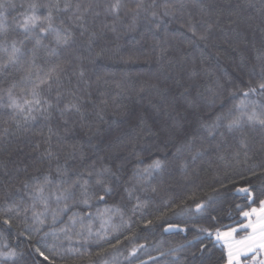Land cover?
Here are the masks:
<instances>
[{
    "label": "trees",
    "instance_id": "trees-1",
    "mask_svg": "<svg viewBox=\"0 0 264 264\" xmlns=\"http://www.w3.org/2000/svg\"><path fill=\"white\" fill-rule=\"evenodd\" d=\"M6 2V39L24 42L22 63L31 59L35 34L25 39L15 19L30 4L41 5V14L51 11L54 25L68 29L71 40L57 46L46 36L36 53L39 68L60 65L61 70L58 84L54 80L50 89L41 87V99L51 107L48 113L34 112V121L25 123L23 115L8 106L7 90L14 82L13 94L21 102L31 99L30 85L19 83L22 66L0 72V208L5 207L6 194L31 204L24 183L45 175L54 188L58 179L87 177L94 165L111 168L120 179L111 178L113 192L103 202L94 198L91 207L75 204L55 224L49 212L39 232L32 226L31 210L27 223L23 214L4 212L0 253L14 251L16 256H0V264H224L226 253L214 233L240 223L241 210L264 200V129L245 126L246 149L240 148L239 133L221 141L219 134L213 139L195 130L201 120L234 109L250 88L257 91L246 102L264 105L259 89L264 82L262 61L257 59L264 52V0H119L117 13L110 11L117 0ZM180 3L186 5L183 15L164 16ZM65 4H70L66 11ZM189 16L198 31L212 26L207 47L205 42H198V48L187 45L173 36L177 30L186 32L181 23ZM159 20L167 22V39L163 26L155 27ZM4 40L0 35V42ZM53 48L55 54L49 55ZM161 49L167 51L162 54ZM6 59L0 51V61ZM71 103L79 112L61 114ZM193 135L191 147L177 152ZM155 159L165 161L163 170L138 184L134 171ZM58 169L67 176L61 177ZM133 187L129 198L124 189ZM244 187L252 193L251 200L237 192ZM137 196L145 204L133 211ZM196 203H204V209L197 212ZM106 206L120 209L110 221L115 231L104 224L107 217L96 215ZM55 207L50 202V208ZM36 210L43 211L42 205ZM73 213L84 216L83 227L78 223L70 232H59ZM4 218L11 220V227ZM89 226L92 236L85 243ZM105 229L108 235L100 240L97 233ZM180 245L183 250L172 255Z\"/></svg>",
    "mask_w": 264,
    "mask_h": 264
},
{
    "label": "snow or ice",
    "instance_id": "snow-or-ice-1",
    "mask_svg": "<svg viewBox=\"0 0 264 264\" xmlns=\"http://www.w3.org/2000/svg\"><path fill=\"white\" fill-rule=\"evenodd\" d=\"M9 4L6 0H0V35H5V40L0 42V51H3L7 54V59L0 61V72L6 71L10 66H15L20 64L23 68L24 74L21 76L19 83L29 84L30 88L28 89V95L31 96V99H23L22 102L13 94V89L17 86V82H14L9 89L7 90V96L9 99V107L13 109L14 113H19L23 115L24 122L27 123L29 120H35L36 116L33 115L34 112L48 113V109L51 107V104L47 100L41 99V87L43 85H48L49 89L51 88L52 82L55 80L57 84L59 83V72L60 65H53L47 70L39 68L35 64V57L38 49L44 47L42 41L46 36H51L55 45L57 46H67L71 40V33L68 29H61L54 25L52 12L49 11L46 15L40 13L41 5L30 4L28 9L20 14L18 19H15L16 28L21 31V33L27 39L29 36L35 34V44L33 48L29 50L32 54L31 59L22 63V58L25 55V52L21 45L23 41H7L6 32L8 30V24L6 22V8ZM14 7V5H12ZM70 4H65L64 10H68ZM137 7H140L138 5ZM186 5L180 3L179 7L172 6L164 12V16L172 17L175 19L177 12H180L183 15V11ZM202 7V6H201ZM79 8V5H77ZM120 8L119 0L116 3L111 5L110 11L117 13ZM57 10L59 11V6L57 5ZM152 16L156 18V13L153 12ZM77 20H82L81 16L76 17ZM163 26L165 32V38L168 36V25L167 22L159 20L155 27L160 28ZM83 27V24H81ZM211 25H208L207 28H204L203 31H198L195 22L189 16L186 20L181 23V28L186 29V32L177 30L173 34L174 37L178 36L183 38L187 45L199 47L198 42H205V47H207V40L209 38V32ZM37 30H39L37 32ZM190 33L191 35H187ZM83 34V33H81ZM159 44V41H157ZM55 48L51 49L49 55L55 54ZM166 49H161L162 54L166 52ZM258 60L262 61L261 64V76L264 78V52L260 53L257 56ZM80 76H83V72H80ZM260 94L264 95V82L259 84ZM255 88H250L248 91L243 93L244 99H242L238 104L234 106V109H228L226 112H221L215 115L214 118L201 120L196 132H205L207 137L215 138L219 134L221 141L224 140L226 135H233L239 133L238 142L241 149L247 148V138L243 134V129L245 126L253 127L259 125L264 129V105H257L256 102H251V106L248 102V97L250 94L256 93ZM59 96V93L57 94ZM191 105L194 101H188ZM61 114L64 112L77 111L79 112V107L77 104H65L63 109H60ZM50 115V113H49ZM48 119L49 116L44 117ZM193 136H189L188 139L177 148V152H180L184 148L191 147ZM219 147V144H217ZM246 154V153H245ZM51 155V153H49ZM235 157L238 159L240 152L237 151ZM196 159V155H193V160ZM165 161L161 159H155L150 164L137 168L133 173V178L137 181L138 184H145L154 177L156 173H159L163 170ZM59 175L61 177L67 176V171H60L58 169ZM94 177V179H93ZM115 177L116 180H119L120 177L112 171L111 168L104 166L102 168H95L92 166V169L88 171L87 177L83 175H77L76 179L69 182L68 179H58L55 181V187L53 188V180L45 175L43 178H36L34 183L29 184L28 182L24 183L25 189H30L26 194L31 200V204L25 203L22 199L17 201L15 199L10 200L8 197L10 194H6L4 198L5 207L0 208V216L4 212H15L17 216L24 215L25 223H27L28 213L31 210V221L34 230L39 232L41 226L45 224V219L47 214L50 212L52 216V223L55 224L59 219L61 214L67 212L73 205L80 204L87 207H91L92 200L98 199V201L103 202L105 197L113 192V187L111 185V178ZM124 191L128 194L129 198L132 197L135 188H125ZM152 191H156L155 188ZM240 193L247 194L249 200L252 199V193L247 187L239 188L237 190ZM209 200L212 197L208 198ZM137 203L133 206V211H136L138 208L144 206L145 202L140 200V197H136ZM50 202L56 204L55 208H50ZM42 205L43 211H37L36 205ZM23 205V206H22ZM204 203H196L195 208L197 212H200L204 209ZM238 208L240 206H237ZM184 211H188L185 209ZM120 212V209L116 206H106L103 210L98 209L96 215L100 218L107 217L104 220V224L110 225L112 216ZM240 215L247 220V223L240 225V230H250L248 234L240 239H236L235 235L237 233V228H230L228 231L217 230L215 234V239L217 241H223V247L227 256V264H241V256H246L248 253H255L257 251L264 252V200L260 201L259 208H251L249 211L241 210ZM255 217V219H253ZM121 219L123 216L121 215ZM84 216L73 213L69 216L68 223L64 227L60 228L58 231L62 233H67L72 230L76 224H81L83 227ZM3 223L11 227V220L8 218L3 219ZM112 231L117 229V226L110 225ZM173 226H169L171 230ZM183 230V229H181ZM86 231L88 236L85 237V243L92 236V229L89 226ZM201 231H204L201 229ZM53 236L56 235V231H53ZM81 235V233H77ZM108 235L107 229L104 233H97V236L100 240H105ZM211 235V233H209ZM191 243V242H189ZM119 244V241H117ZM115 248V245H112ZM142 247V246H141ZM184 248L183 245L178 246L177 249H173L171 254L175 255L177 251H182ZM78 251V249H77ZM135 249L130 255L135 254ZM44 255L42 252L40 253ZM97 255H102L98 253ZM163 255V253L161 254ZM0 256H5L9 259L14 258L16 253L14 251H9L8 253H0ZM44 259L47 260L48 257L44 256ZM253 260L256 258L253 256ZM104 264H107V261H104ZM257 264H264V260H260Z\"/></svg>",
    "mask_w": 264,
    "mask_h": 264
},
{
    "label": "rangeland",
    "instance_id": "rangeland-1",
    "mask_svg": "<svg viewBox=\"0 0 264 264\" xmlns=\"http://www.w3.org/2000/svg\"><path fill=\"white\" fill-rule=\"evenodd\" d=\"M259 204L250 207L246 211H249L253 207L259 208ZM253 219H255V217H253ZM244 223H247V220L242 217L240 223H237V224L230 227V228H237L238 231L236 234H234L236 239H240V238L246 236L248 234V231H250V230H240V225H242ZM230 228H226V229L220 230V231H222V232L228 231ZM215 234H216V232L214 233V237H215ZM219 242L223 245V241H219ZM253 256H255V258H256L255 261L253 260ZM240 259H241V264H257L258 261L264 260V252L257 251L255 253H248L246 256H241ZM224 264H227V256H226V262Z\"/></svg>",
    "mask_w": 264,
    "mask_h": 264
},
{
    "label": "water",
    "instance_id": "water-1",
    "mask_svg": "<svg viewBox=\"0 0 264 264\" xmlns=\"http://www.w3.org/2000/svg\"><path fill=\"white\" fill-rule=\"evenodd\" d=\"M238 192V191H237ZM238 193H240V192H238Z\"/></svg>",
    "mask_w": 264,
    "mask_h": 264
}]
</instances>
